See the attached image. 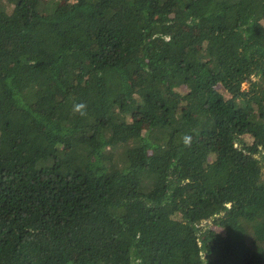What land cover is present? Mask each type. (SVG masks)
Here are the masks:
<instances>
[{
    "label": "trees",
    "instance_id": "trees-1",
    "mask_svg": "<svg viewBox=\"0 0 264 264\" xmlns=\"http://www.w3.org/2000/svg\"><path fill=\"white\" fill-rule=\"evenodd\" d=\"M263 20L0 0V264H264Z\"/></svg>",
    "mask_w": 264,
    "mask_h": 264
},
{
    "label": "rangeland",
    "instance_id": "rangeland-1",
    "mask_svg": "<svg viewBox=\"0 0 264 264\" xmlns=\"http://www.w3.org/2000/svg\"><path fill=\"white\" fill-rule=\"evenodd\" d=\"M263 22H264V20H263ZM247 86H248V84H247V83H245V84H244V87H245V88H247ZM217 88H218V90L222 89V88H221V86H218ZM210 222H211V221H209V223H210ZM214 229H216V230H217V228H214ZM218 230H219V229H218Z\"/></svg>",
    "mask_w": 264,
    "mask_h": 264
}]
</instances>
